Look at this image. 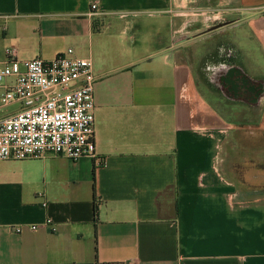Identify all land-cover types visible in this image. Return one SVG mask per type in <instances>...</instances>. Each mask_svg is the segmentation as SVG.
<instances>
[{"label": "crops", "instance_id": "0c3cea01", "mask_svg": "<svg viewBox=\"0 0 264 264\" xmlns=\"http://www.w3.org/2000/svg\"><path fill=\"white\" fill-rule=\"evenodd\" d=\"M220 16L264 51V0H0V67L71 48L95 75L94 157L0 160V264H264V122L178 58Z\"/></svg>", "mask_w": 264, "mask_h": 264}, {"label": "built area", "instance_id": "2783aa9c", "mask_svg": "<svg viewBox=\"0 0 264 264\" xmlns=\"http://www.w3.org/2000/svg\"><path fill=\"white\" fill-rule=\"evenodd\" d=\"M90 7L96 10L97 3ZM5 56L0 67V85L5 88L0 103H16L19 109L0 117V160L94 157L92 60L75 56L71 48L52 60L22 61L13 48H7ZM13 229L21 231V227Z\"/></svg>", "mask_w": 264, "mask_h": 264}, {"label": "rangeland", "instance_id": "374dc122", "mask_svg": "<svg viewBox=\"0 0 264 264\" xmlns=\"http://www.w3.org/2000/svg\"><path fill=\"white\" fill-rule=\"evenodd\" d=\"M219 18L229 19L224 16ZM214 19L209 25L213 23ZM230 19L235 22L230 23L231 25L225 24L216 32L204 35L196 34L190 25L192 30L184 35V49L178 53L179 60L185 65V72L193 77L195 84H199L202 90L206 91L207 89L218 96L219 93L211 90L205 76L201 73L206 64L205 61L237 63L250 77L264 80V51L255 42L249 22L236 17ZM206 27L203 26L202 30ZM221 97L219 104L226 105L225 111L231 116L234 126L246 122L249 125L263 124L264 103L258 109H252L242 103H230L226 98Z\"/></svg>", "mask_w": 264, "mask_h": 264}, {"label": "flooded vegetation", "instance_id": "af4514ba", "mask_svg": "<svg viewBox=\"0 0 264 264\" xmlns=\"http://www.w3.org/2000/svg\"><path fill=\"white\" fill-rule=\"evenodd\" d=\"M233 22H235L233 19L217 17L211 25L197 34L214 33L225 24L231 25ZM205 63L201 71L202 75L205 76L210 87L230 103H242L252 109H258L264 103L263 79L250 77L237 63L222 61H205Z\"/></svg>", "mask_w": 264, "mask_h": 264}]
</instances>
